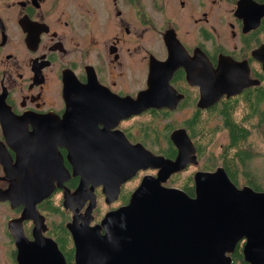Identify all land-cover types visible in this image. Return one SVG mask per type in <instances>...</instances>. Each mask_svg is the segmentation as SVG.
Segmentation results:
<instances>
[{"label":"flooded vegetation","instance_id":"af4514ba","mask_svg":"<svg viewBox=\"0 0 264 264\" xmlns=\"http://www.w3.org/2000/svg\"><path fill=\"white\" fill-rule=\"evenodd\" d=\"M262 138L264 0H0V264H77L72 229L144 179L264 191Z\"/></svg>","mask_w":264,"mask_h":264},{"label":"water","instance_id":"95a60500","mask_svg":"<svg viewBox=\"0 0 264 264\" xmlns=\"http://www.w3.org/2000/svg\"><path fill=\"white\" fill-rule=\"evenodd\" d=\"M149 180H143L129 203L109 210L99 223L92 226L88 218L85 229H72L77 264H232L244 237L243 259L264 264V191L237 188L218 173L197 175L195 196ZM7 193L12 195L13 187ZM45 195L22 193L23 219L37 211L36 203ZM82 196L79 190L71 197ZM114 199L106 196L109 203ZM91 212L89 206L86 213ZM57 251L47 257L25 254L24 264H42L43 258L48 264H66Z\"/></svg>","mask_w":264,"mask_h":264},{"label":"rangeland","instance_id":"374dc122","mask_svg":"<svg viewBox=\"0 0 264 264\" xmlns=\"http://www.w3.org/2000/svg\"><path fill=\"white\" fill-rule=\"evenodd\" d=\"M217 143H225V138H224V136H223L222 134H219V135L217 136ZM261 148H262V152L264 153V140H263V138H262ZM254 166H255V164H253V166H252V168H253L255 174H256L257 176H259V177H261V178L264 179V162H260V163L257 165L256 168H255ZM128 203H129V202H128ZM93 207H94V206H93ZM93 207H92V210H93ZM108 211H109V210H107V206L104 205V206L102 207V211H101L100 214H101V215H105ZM103 217H104V216H103ZM103 217H101V220L103 219ZM96 224H97V223H96ZM94 225H95V224H94ZM92 226H93V225H92ZM239 244H240V243H239ZM239 244H238V245H239ZM236 264H241V262H240V261H237Z\"/></svg>","mask_w":264,"mask_h":264},{"label":"trees","instance_id":"16d2710c","mask_svg":"<svg viewBox=\"0 0 264 264\" xmlns=\"http://www.w3.org/2000/svg\"><path fill=\"white\" fill-rule=\"evenodd\" d=\"M237 261H240L241 264H249L243 259V254H242V245L239 244L233 253V261L232 264H236Z\"/></svg>","mask_w":264,"mask_h":264},{"label":"bare ground","instance_id":"6f19581e","mask_svg":"<svg viewBox=\"0 0 264 264\" xmlns=\"http://www.w3.org/2000/svg\"><path fill=\"white\" fill-rule=\"evenodd\" d=\"M129 201H130V200H129ZM85 228H86V227H85ZM101 229H103V228H100V232L103 233V232H104V229H103V231H101Z\"/></svg>","mask_w":264,"mask_h":264}]
</instances>
